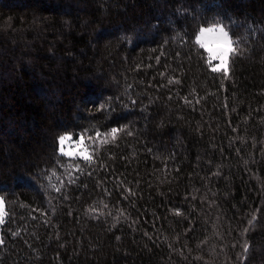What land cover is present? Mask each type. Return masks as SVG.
Listing matches in <instances>:
<instances>
[{
  "label": "trees",
  "instance_id": "trees-1",
  "mask_svg": "<svg viewBox=\"0 0 264 264\" xmlns=\"http://www.w3.org/2000/svg\"><path fill=\"white\" fill-rule=\"evenodd\" d=\"M0 197V264H264V0H0Z\"/></svg>",
  "mask_w": 264,
  "mask_h": 264
},
{
  "label": "snow or ice",
  "instance_id": "snow-or-ice-1",
  "mask_svg": "<svg viewBox=\"0 0 264 264\" xmlns=\"http://www.w3.org/2000/svg\"><path fill=\"white\" fill-rule=\"evenodd\" d=\"M195 45L203 51L205 63L212 73H222L224 79L229 77V61L233 55L238 51V42L233 40L229 34V31L225 29L222 24H213L211 26H202L199 28L198 33L195 36ZM179 83V81H175ZM169 83H173L169 80ZM123 129L113 128L109 133L103 134V139L100 140L102 144H108L116 139L118 132ZM131 134V133H129ZM101 137L100 133H96L95 137H89L88 139L93 143ZM57 152L63 157L69 158L72 161L81 159L88 163L94 162V153L92 151V144L86 143L85 134H81L77 139H73L72 134H64L57 138ZM72 168V165H68ZM74 171H79V164L75 165ZM55 176V173H53ZM71 173H69V177ZM21 179H25L21 177ZM59 179V178H57ZM53 190L59 192L63 187L61 181L60 186L55 184L49 185ZM90 211H95L91 209ZM5 201L3 197H0V222L3 221L5 216ZM179 215V211L176 212ZM251 223V222H250ZM245 253L248 251V245L244 246Z\"/></svg>",
  "mask_w": 264,
  "mask_h": 264
},
{
  "label": "rangeland",
  "instance_id": "rangeland-1",
  "mask_svg": "<svg viewBox=\"0 0 264 264\" xmlns=\"http://www.w3.org/2000/svg\"><path fill=\"white\" fill-rule=\"evenodd\" d=\"M2 222H0V224H1Z\"/></svg>",
  "mask_w": 264,
  "mask_h": 264
}]
</instances>
